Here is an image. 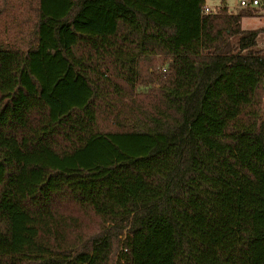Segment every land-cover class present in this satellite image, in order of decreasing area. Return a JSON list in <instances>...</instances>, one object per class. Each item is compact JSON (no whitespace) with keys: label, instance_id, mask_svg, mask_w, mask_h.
Segmentation results:
<instances>
[{"label":"trees","instance_id":"trees-1","mask_svg":"<svg viewBox=\"0 0 264 264\" xmlns=\"http://www.w3.org/2000/svg\"><path fill=\"white\" fill-rule=\"evenodd\" d=\"M210 1L0 0V264H264L262 10Z\"/></svg>","mask_w":264,"mask_h":264},{"label":"rangeland","instance_id":"rangeland-1","mask_svg":"<svg viewBox=\"0 0 264 264\" xmlns=\"http://www.w3.org/2000/svg\"><path fill=\"white\" fill-rule=\"evenodd\" d=\"M209 7L216 11L219 8L226 5L228 9L232 12H237L242 7L240 6V0H226L223 3L220 0H213L208 2ZM32 14L29 10L24 12L19 11L14 14H3L0 17V39L8 43H15L17 46L22 47L25 44V34L29 26L31 25ZM242 28L245 30H259L264 29V12H260L257 16L244 18L242 21ZM259 46L258 49L264 48V34L259 36ZM166 68V64H162L159 61L155 67L157 74L161 77L165 76L162 69ZM264 101V99H263ZM97 227L95 220H84L81 225V230L83 233H91Z\"/></svg>","mask_w":264,"mask_h":264},{"label":"built area","instance_id":"built-area-1","mask_svg":"<svg viewBox=\"0 0 264 264\" xmlns=\"http://www.w3.org/2000/svg\"><path fill=\"white\" fill-rule=\"evenodd\" d=\"M240 6L242 8H253L264 11V0H240ZM205 13L214 12L208 5L204 7ZM162 72H166V68L162 69Z\"/></svg>","mask_w":264,"mask_h":264},{"label":"crops","instance_id":"crops-1","mask_svg":"<svg viewBox=\"0 0 264 264\" xmlns=\"http://www.w3.org/2000/svg\"><path fill=\"white\" fill-rule=\"evenodd\" d=\"M209 6V5H208ZM262 12V11H261ZM264 12V11H263Z\"/></svg>","mask_w":264,"mask_h":264}]
</instances>
